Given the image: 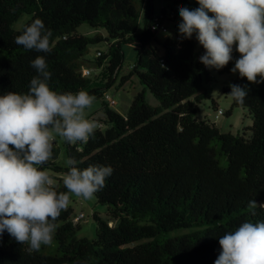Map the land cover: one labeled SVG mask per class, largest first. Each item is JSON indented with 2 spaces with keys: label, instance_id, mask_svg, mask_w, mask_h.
Listing matches in <instances>:
<instances>
[{
  "label": "trees",
  "instance_id": "1",
  "mask_svg": "<svg viewBox=\"0 0 264 264\" xmlns=\"http://www.w3.org/2000/svg\"><path fill=\"white\" fill-rule=\"evenodd\" d=\"M191 0H162V14ZM155 0H0V95L26 94L37 75L31 61L44 56L51 73L49 86L58 93L80 90L102 100L104 119L88 142L69 144V158L83 170L89 165L111 166L105 187L94 196L106 206L107 219L96 213L97 237L77 239L79 226L71 208L61 212L53 240L29 251L5 231L0 237V264H214L221 252L219 237L247 221L264 220V209L255 215L248 204H264V83L251 84L239 74L231 84L247 85L243 103L232 99L225 111H249L253 125L241 133H225L208 118H198L199 104L207 98L206 84L213 74H232L239 53L216 70L199 60L205 52L194 38H167L160 54L157 41ZM173 4V6L171 5ZM23 14L31 19L13 29ZM143 15L144 28L138 33ZM39 18L53 33L50 53L26 50L15 43L26 25ZM84 24L104 29L107 36L80 34ZM178 35V34H177ZM176 35V36H177ZM102 42L106 51L94 61L86 59L89 48ZM138 44L135 65L121 75L124 45ZM97 52V53H98ZM108 68L104 86L91 87L83 74L87 66ZM120 78L123 84L137 78L143 86L123 115L104 99ZM258 79H260L258 77ZM227 87V94L230 93ZM150 92L158 101L151 105ZM213 108L217 104L213 102ZM60 148L41 170L54 177L63 168L56 163ZM114 224H111L113 223Z\"/></svg>",
  "mask_w": 264,
  "mask_h": 264
},
{
  "label": "clouds",
  "instance_id": "2",
  "mask_svg": "<svg viewBox=\"0 0 264 264\" xmlns=\"http://www.w3.org/2000/svg\"><path fill=\"white\" fill-rule=\"evenodd\" d=\"M199 7L179 8L178 24L182 40L195 39L205 52L199 57L207 68L220 70L233 60L231 72L251 84L264 83V0H197ZM211 14V15H210ZM169 37L171 33H166ZM53 33L36 18L16 36L15 43L26 50L50 53ZM36 70L26 94L0 95V237L7 231L29 251L53 243L55 223L70 203V196L91 200L105 187L111 166L89 165L81 170L75 159L62 177L66 191L57 189L49 171L41 170L53 158L59 137L69 144L87 143L99 128L88 118L96 100L80 90L58 93L49 86L51 73L44 56L31 61ZM258 77L260 79H258ZM227 95L238 103L248 96L247 85H229ZM253 210L264 204L255 199ZM221 252L214 264H264V220L247 221L219 237Z\"/></svg>",
  "mask_w": 264,
  "mask_h": 264
},
{
  "label": "rangeland",
  "instance_id": "3",
  "mask_svg": "<svg viewBox=\"0 0 264 264\" xmlns=\"http://www.w3.org/2000/svg\"><path fill=\"white\" fill-rule=\"evenodd\" d=\"M167 6L164 4L162 0H155V18H159L162 15L163 7ZM171 5V4H170ZM173 6V4L171 5ZM181 6H186L190 10L198 7L197 0H191L189 3L185 2L181 4ZM169 12V11H168ZM211 15V14H210ZM31 19V16L28 14H23L19 20L14 23L13 29L15 31L21 30L24 25ZM181 20L180 15L174 19L173 22L166 21L165 24L167 26L166 30L157 31V41L153 43L154 47H157L160 54L164 53L163 42L167 38L176 39V35L179 34L178 24ZM138 33H141L144 28L143 23V15L140 18ZM78 32L80 34L93 37L96 34H102L103 36H107V32L104 29H92L89 25L84 24L78 28ZM166 33H171L169 37ZM195 39V35L193 36ZM196 40V39H195ZM197 42V48L200 49V45ZM107 43L102 42L99 44H95L90 46L89 52L86 55V59L90 61H94L97 57L98 51H106ZM123 50L125 53V58L123 62V68L121 71V75L128 74L132 67L135 65L138 56L139 45H124ZM87 68L92 69V74L88 76L91 80V87H100L104 86L106 81L108 80V68L106 65L102 67L95 66H87ZM236 74H227V75H218L213 74L212 81L206 84L207 98L202 100L199 104V114L198 118L203 120L205 118L210 119L215 122L217 126L221 129L222 132L228 133L231 132L233 134L241 133L245 128H248L253 125V118L249 111L244 108H237L233 111L232 116L223 115L219 119L215 120V113L217 109H222L224 112L227 111L232 104V98L227 95V87L231 84V80L237 77ZM120 78L116 82V84L110 88L107 92L114 97L117 104L113 106V109L118 111L119 113L125 115L132 103L134 97L143 90V86L139 83L137 78H133L131 81L123 84L121 87ZM147 100L151 105H158V101L155 97L148 92ZM213 102L217 104V109L213 108ZM104 109L102 100H95L92 109L88 111V118L96 120L104 119ZM54 148H60V153L56 159V163L63 168H68L69 165L66 163L68 160V155L66 152L65 141L60 139L59 137L54 142ZM67 173V171H62L54 175V180L56 181L57 189L59 191H66L62 183V177ZM67 208H71L74 213L72 215V221L79 226V230L76 233L77 239H88L94 241L97 237V223L93 219V214L96 213L102 219H107V207L98 204L96 197L94 196L91 200H83L82 198L75 197L74 195L70 196V203ZM80 214H84L85 218L76 221L75 217ZM111 224H114L111 223ZM56 242L53 240L51 245L47 246L46 253L54 254L56 252Z\"/></svg>",
  "mask_w": 264,
  "mask_h": 264
},
{
  "label": "built area",
  "instance_id": "4",
  "mask_svg": "<svg viewBox=\"0 0 264 264\" xmlns=\"http://www.w3.org/2000/svg\"><path fill=\"white\" fill-rule=\"evenodd\" d=\"M181 6H177L174 8V10H169V12L166 13V15H161L159 18H157L155 20V24L153 26V29L156 30V31H159V30H166L167 29V26L165 24L166 21H169V20H174L176 19L178 16H179V8ZM199 7V5H198ZM177 40L180 41L181 38H180V35H177L176 36ZM100 55V52L97 53V56ZM83 74L85 76H90L92 74V69L90 68H85L83 70ZM104 99L106 100V102L112 106L116 105L117 102L116 100L114 99L113 96H111L108 92L105 93V96H104ZM225 114V112L222 110V109H217L216 113H215V120L219 119L221 116H223ZM85 218V215L84 214H80L79 216L75 217L76 221H80L82 219Z\"/></svg>",
  "mask_w": 264,
  "mask_h": 264
},
{
  "label": "crops",
  "instance_id": "5",
  "mask_svg": "<svg viewBox=\"0 0 264 264\" xmlns=\"http://www.w3.org/2000/svg\"><path fill=\"white\" fill-rule=\"evenodd\" d=\"M174 20H169L168 22H173ZM179 35V34H178Z\"/></svg>",
  "mask_w": 264,
  "mask_h": 264
}]
</instances>
